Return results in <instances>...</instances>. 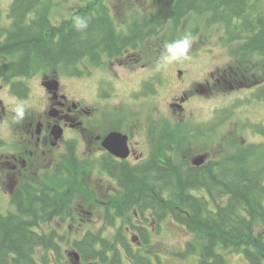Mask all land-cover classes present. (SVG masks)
Returning a JSON list of instances; mask_svg holds the SVG:
<instances>
[{
  "label": "flooded vegetation",
  "instance_id": "flooded-vegetation-1",
  "mask_svg": "<svg viewBox=\"0 0 264 264\" xmlns=\"http://www.w3.org/2000/svg\"><path fill=\"white\" fill-rule=\"evenodd\" d=\"M17 1H11L4 17L0 14V190L13 204L19 200L27 201L33 194L43 190L55 193L47 196L63 203L62 213L73 206V195H69V189H55L52 182L69 176L75 177L76 181L83 180L86 166L80 153L83 147L93 156L91 165L97 175L96 198L98 203H104L105 206V222L100 232L108 234L105 229L110 226L115 228L116 234L123 232L124 226L128 225L125 230L132 233L131 224L147 228L143 222H150V216L160 221L165 216L149 211L141 215L137 213L135 219H141L142 223L136 224L132 216L135 211L127 204L131 200L126 197V190L120 184L121 173H113L112 169H141L150 176L156 173L159 185L163 184L164 176L158 169L175 170L183 167L226 171L234 164V159L243 156L248 147L264 144V122H247V127L254 129L255 135L263 142L248 144L242 141L240 150L216 161L212 158L210 149L211 138L218 131L204 129L205 131L196 132L194 129L192 133L196 139L207 141L205 152H198L191 159L171 161V157L177 154L184 131L181 125H191V121L181 124L187 107L198 100L239 91L249 94L251 102L262 103L264 79L252 73V68L244 64L209 72L197 86H193L196 79L189 78L183 82V86L176 85L179 88L177 95L167 100L176 120L164 118V23L155 20L161 12L148 17L135 2L125 5V16L128 17L129 24L127 22L125 26H118L116 22L113 23L114 37L118 42H124L117 51L86 52L74 63H36L32 58L27 70L13 74L11 65L19 64L25 54L21 51H7L5 45L18 23L33 26L41 14L38 12L39 6H50L45 12L49 23L45 40L54 36L57 43L68 25H82H78L73 19L54 25L51 19L52 7L48 3L33 5L24 20H17L12 13ZM98 6L100 5H96L91 16L108 18L109 15L101 6L97 9ZM134 11H140V16ZM261 12L259 10L256 14L260 15ZM216 24L224 28V37H229L226 35V24L222 21ZM230 29L238 37L244 27L238 20ZM234 41L243 43L241 49H244L248 37H238ZM243 55L250 56L247 53ZM251 56L258 61L264 59V54ZM67 72L72 74L71 79L78 81L77 95L64 82ZM182 75L184 72L178 69L173 82ZM183 79L184 77L182 81ZM155 100L158 105L152 116L148 105ZM228 113L219 111L216 121H222L223 126L228 120ZM203 122L207 124L206 121ZM113 134L119 135L120 141L109 144V149L105 143ZM166 155H172L170 160ZM200 160L203 162L199 163ZM120 193L122 195L118 198L117 194ZM161 197L165 198L164 191ZM84 212L81 210V214ZM54 220L56 218L51 222ZM119 224L121 227L117 228Z\"/></svg>",
  "mask_w": 264,
  "mask_h": 264
},
{
  "label": "trees",
  "instance_id": "trees-1",
  "mask_svg": "<svg viewBox=\"0 0 264 264\" xmlns=\"http://www.w3.org/2000/svg\"><path fill=\"white\" fill-rule=\"evenodd\" d=\"M170 1L172 7L155 19L161 24L169 20L180 23L192 14L210 13L215 22L226 24V35L231 40L248 37L243 51L249 55L264 54V14H256L260 0ZM39 3L51 5L49 0H18L13 7L14 18L24 20L33 5ZM49 7H38L41 14L33 26L18 23L5 45L7 51L25 54L19 64L11 65L13 74L27 70L32 58L36 63H74L86 52H115L124 44L114 37V25L107 17L91 15L85 17V23L80 26L68 25L57 43L54 36L45 40L49 24L45 12ZM238 20L244 29L237 37L230 28ZM234 161L226 171L158 169L164 176L163 184L159 185L156 173L150 176L141 169L127 167L112 169V172L121 173L120 184L131 200L127 204L135 210L134 215L145 211L160 216L173 215L178 223L203 238L200 264H227V252L242 254L247 264H264V235L260 232V226L264 228V144L248 147L243 156ZM201 190L211 195L213 204L195 196L194 192ZM214 191L219 198L227 197L226 203L217 202L212 195ZM49 194L55 195L42 190L27 201L19 200L16 214L0 216V264L3 261L8 264H71L64 249L66 237L56 231L38 230L39 222L46 224L54 218H64L61 215L63 203L49 198ZM31 205L35 206L34 210ZM131 226L136 232L132 234L137 244L149 243L148 228ZM72 249L79 254L81 264H125L126 258L132 264H155L143 250H134L122 232L109 235L89 231L82 239L74 240Z\"/></svg>",
  "mask_w": 264,
  "mask_h": 264
},
{
  "label": "rangeland",
  "instance_id": "rangeland-1",
  "mask_svg": "<svg viewBox=\"0 0 264 264\" xmlns=\"http://www.w3.org/2000/svg\"><path fill=\"white\" fill-rule=\"evenodd\" d=\"M11 1L0 0V14L2 17L8 13L7 9ZM133 2L139 4L148 17L168 10L173 5V2L170 0H51V19L56 26L60 25L66 19H73L74 22L78 23L79 21L85 20V17L91 15L96 5L101 4L100 6L104 12L109 15V21L112 23L116 22L118 26H125L127 22L128 24L130 23L128 17L125 16L127 12L125 5ZM259 8L264 12V0H260ZM135 13L137 16H140V11ZM162 31L165 41L163 66L166 80L164 88V118H169L173 121L176 120L167 105V100L177 95L179 88L175 86H183V82L188 81L189 78L196 79L192 80H194L193 86H197L200 82L204 81V77L209 72L222 71L228 66L236 68L238 64H244L252 68V73L264 79V59L258 61L251 55L244 56L242 54L243 49H241L243 43L230 40L229 37L225 38L224 28L214 23L206 14L190 15L182 19L180 23L169 20L162 27ZM188 34L191 35L192 40L186 54H178L176 60L167 62L164 59L168 55L166 46L182 39ZM178 69L183 71L184 75L180 78L178 76V79L173 82ZM71 76L72 74L67 72L64 82L71 87L72 93L77 95L79 91V87L77 86L78 81L71 79ZM170 77L172 82H170ZM183 77L184 79L182 81ZM157 105L158 102L156 100L150 102L148 105L152 116L155 115ZM221 110L227 111V113L230 112V114H227L228 120L223 126L222 121H216L215 119L217 113ZM182 119L184 121L181 124H188L191 121V125L190 127L188 125H181L184 131L181 134L177 154L174 156L166 155L168 160L172 156L171 161L173 162H178L183 158L191 159L198 152H205V144L207 141H205L206 139H196L192 133L194 129H196V132H201L204 129L218 131L211 138L210 149V152H212L211 156L216 161H220L224 157L240 150L242 141L248 144L263 142L262 139L255 135L256 132L253 131L254 129L248 128L246 123H251V121L254 123L264 122V102H251L249 94L241 91L227 92L219 97L195 101L187 107ZM203 121H206L207 124ZM211 121L212 124H210ZM166 123H168L167 119ZM80 153L84 157L86 165L83 180L76 181L74 179L75 177L69 176L67 178L55 179L57 181L53 180L52 182L55 189L63 190L65 188V191L69 189V195H73V206L63 211V220L58 218L46 224L39 222L40 229H38L39 231L47 233L56 231L58 234L65 236L64 249L66 251V257L69 260V252H74L72 249L74 240L82 239L89 231H100L104 227L105 222L104 203H98L96 198L97 175H95L94 166L91 165L93 164V156L83 147ZM88 166L89 168H87ZM121 195L122 193L117 194V197L120 198ZM197 195L201 196L203 194L199 192ZM207 198L210 199L208 196ZM116 200L118 201V199ZM30 208L34 210L35 206H31ZM111 209L115 210L113 207ZM81 210L85 212L81 214ZM17 212L18 208L13 205V201L5 197L3 191L0 190V216H7L10 213L16 214ZM67 213L69 214L67 215ZM133 218L136 224L141 225V219L136 220L135 217ZM164 218V220L160 221L150 216V222H143V225H146L149 230V243L137 244L130 230L129 232L125 230L128 225L124 226L122 233L127 235V239L130 241L134 250H143L155 264H200V251L203 238L201 237L200 239L195 233L179 225L172 217L168 218L165 216ZM119 227H121L120 224L117 228ZM105 232H108L109 235H114L115 228L108 226ZM260 232L264 235V228L261 226ZM189 243L196 244L197 247L194 250H189L187 246ZM225 256L227 264H247L245 257L240 253L227 252ZM70 261L73 264L72 259ZM5 263L8 264L7 261H3L1 264ZM125 264L132 263L126 258Z\"/></svg>",
  "mask_w": 264,
  "mask_h": 264
},
{
  "label": "clouds",
  "instance_id": "clouds-1",
  "mask_svg": "<svg viewBox=\"0 0 264 264\" xmlns=\"http://www.w3.org/2000/svg\"><path fill=\"white\" fill-rule=\"evenodd\" d=\"M84 21H79V24H84ZM192 37L190 34L184 36L182 39L177 40L173 43L168 44L167 47V52L168 55L164 57V59L167 62H171L173 60H176L179 55H184L187 52V49L190 47Z\"/></svg>",
  "mask_w": 264,
  "mask_h": 264
},
{
  "label": "water",
  "instance_id": "water-1",
  "mask_svg": "<svg viewBox=\"0 0 264 264\" xmlns=\"http://www.w3.org/2000/svg\"><path fill=\"white\" fill-rule=\"evenodd\" d=\"M117 140H118V135H112L111 137H109L107 139L106 146L109 147V144L115 143ZM109 149H111V148L109 147ZM201 162H202V160L199 163H201ZM72 256H73L75 263L79 264V262H80L79 255L77 253H74Z\"/></svg>",
  "mask_w": 264,
  "mask_h": 264
}]
</instances>
